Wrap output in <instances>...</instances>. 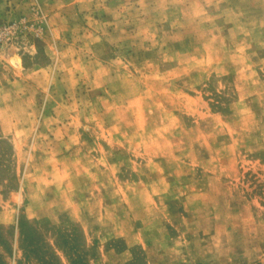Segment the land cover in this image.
Segmentation results:
<instances>
[{
    "label": "rangeland",
    "instance_id": "obj_1",
    "mask_svg": "<svg viewBox=\"0 0 264 264\" xmlns=\"http://www.w3.org/2000/svg\"><path fill=\"white\" fill-rule=\"evenodd\" d=\"M0 264H264V0H0Z\"/></svg>",
    "mask_w": 264,
    "mask_h": 264
},
{
    "label": "crops",
    "instance_id": "obj_2",
    "mask_svg": "<svg viewBox=\"0 0 264 264\" xmlns=\"http://www.w3.org/2000/svg\"><path fill=\"white\" fill-rule=\"evenodd\" d=\"M21 71H23V70H21ZM24 73H26L27 74V72L25 71Z\"/></svg>",
    "mask_w": 264,
    "mask_h": 264
}]
</instances>
